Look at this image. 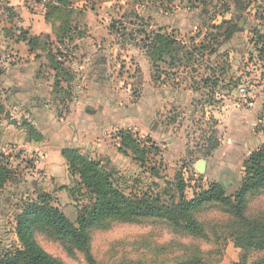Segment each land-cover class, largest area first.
<instances>
[{"label": "rangeland", "instance_id": "1", "mask_svg": "<svg viewBox=\"0 0 264 264\" xmlns=\"http://www.w3.org/2000/svg\"><path fill=\"white\" fill-rule=\"evenodd\" d=\"M158 34L173 48L152 61L145 47L152 50ZM263 45L264 0H0V254L20 247L16 219L26 204L42 198L74 222L94 197L65 156L52 176L31 152L51 136L42 134L46 123L29 121L41 118L40 107L72 128L68 146L58 145L98 162L126 196L168 203L177 179L187 186L185 199L213 182L233 194L244 161L264 149ZM71 114L86 122L84 147L66 120ZM120 131L141 146L150 147V139L158 151L145 153L143 164L132 160V151L118 152ZM214 207L199 219L228 223ZM245 214L264 215V189L246 197ZM226 231H207V242L173 233L162 221L120 219L88 234L97 264H180L187 256L181 244L189 243L201 264H238L242 257L264 264V251H241ZM33 237L62 264H87L49 230L35 228Z\"/></svg>", "mask_w": 264, "mask_h": 264}, {"label": "trees", "instance_id": "2", "mask_svg": "<svg viewBox=\"0 0 264 264\" xmlns=\"http://www.w3.org/2000/svg\"><path fill=\"white\" fill-rule=\"evenodd\" d=\"M172 42L168 36L158 34L154 43H150L152 50L148 51L150 46L146 45V54L152 61L154 56L160 59L162 55L170 54ZM259 55L264 63V45L259 50ZM117 137L120 141L118 152L128 156V152L132 151V160L141 164L145 153L156 154L158 151L150 139V147L141 146L139 140L134 139L128 131H120ZM61 154L69 162L70 168L80 175L83 183L92 188L94 197L91 196V203L77 211L74 222L47 201L42 202V198L40 202L26 204L16 219L15 231L20 247L1 253L0 264H62L38 246L33 237L35 228L47 229L53 235L65 239L71 248L84 254L87 264H97L90 252L88 229L105 221L120 219L132 222L145 219L162 221L173 233L207 242H210L207 231L217 234L219 228H225L227 237L231 238L234 246L241 251H264V215L249 218L245 214L246 197L264 189V149L252 152L244 161L243 176L239 184L236 186L231 181L235 187L233 194H227L224 182H213L206 189H199L191 198L185 199L183 192L187 186L182 179H177L176 195H171L168 203L161 202L159 197L154 198L146 194L126 196L112 187L108 180L109 175L100 169L98 162L78 155L74 150L63 149ZM73 155L75 157H72ZM2 170L0 169V188L5 180ZM209 206L218 207L227 214L229 222L217 225L204 223L198 214ZM191 246V243L181 244L187 256L180 264H201L192 255L194 251L199 254L201 252ZM244 258L242 257L241 263L238 264H245Z\"/></svg>", "mask_w": 264, "mask_h": 264}, {"label": "crops", "instance_id": "3", "mask_svg": "<svg viewBox=\"0 0 264 264\" xmlns=\"http://www.w3.org/2000/svg\"><path fill=\"white\" fill-rule=\"evenodd\" d=\"M22 77L25 78L24 74H21V78ZM32 77H33V74H30V72L27 70L26 78L30 79ZM53 77H54V75H53ZM26 95L30 96L29 93L24 94V96H26ZM41 108L45 109L43 111V113H41L42 116L40 115L41 118L38 120L37 117H35L33 121H31V120H29V121L32 122L31 124H34V123H36L37 125L39 124L40 128L44 123H46L47 126L42 127L41 129L43 131L48 130V134L45 135L44 132H42V134L45 136V138L47 135H48V138L51 135L50 140H49V142L44 144L42 149L40 147H38V146H40L39 143H38V145H33V146H29V147H30L31 152H35V153L38 152V155L40 156L38 163L41 165V168L42 169L47 168L46 170H48V172L51 173L50 175L55 176V174H57L59 172L58 168L55 166V164H59V161L61 160V149L62 148L65 149L63 147V145L67 144V143L65 144V141L70 140L72 137V135L70 134V131L72 128L69 127L70 124L63 126L61 123L63 121V119L61 117L58 118L55 115L53 110L51 111L48 109L49 108L48 106L40 107L38 109H41ZM63 116H64V114H63ZM66 120L72 121V126L74 127V129H76V130L78 129L76 139L78 140L79 143L81 142V146L84 147L86 145L85 135H84L86 132H85V130L81 131L80 128H81V126L82 127L84 126V129H85L86 122L83 121V119L81 117H75L74 114H71V116L67 117ZM29 121L27 120V122H29ZM2 129H3V127H2ZM4 130H5V127H4ZM61 142H64V144L62 146L58 145ZM26 143H27V145H30V143H28V142H26ZM52 143H53V145H52ZM21 144H20V146H22L24 148L26 147V146H23ZM54 144H56V146H54ZM67 146H68V144H67ZM76 147L79 149L80 145H77ZM46 159H49L50 161H48ZM45 162H47V164H49V166L48 165L45 166ZM42 165H43V167H42Z\"/></svg>", "mask_w": 264, "mask_h": 264}, {"label": "water", "instance_id": "4", "mask_svg": "<svg viewBox=\"0 0 264 264\" xmlns=\"http://www.w3.org/2000/svg\"><path fill=\"white\" fill-rule=\"evenodd\" d=\"M203 167H204V162H203V161H200V162L198 163V169H199L200 171H203Z\"/></svg>", "mask_w": 264, "mask_h": 264}]
</instances>
